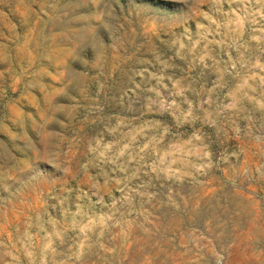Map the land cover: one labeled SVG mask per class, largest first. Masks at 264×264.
<instances>
[{
	"label": "rangeland",
	"instance_id": "rangeland-1",
	"mask_svg": "<svg viewBox=\"0 0 264 264\" xmlns=\"http://www.w3.org/2000/svg\"><path fill=\"white\" fill-rule=\"evenodd\" d=\"M0 264H264V0H0Z\"/></svg>",
	"mask_w": 264,
	"mask_h": 264
}]
</instances>
